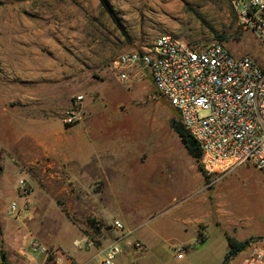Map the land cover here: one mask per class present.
Instances as JSON below:
<instances>
[{
	"label": "rangeland",
	"instance_id": "obj_1",
	"mask_svg": "<svg viewBox=\"0 0 264 264\" xmlns=\"http://www.w3.org/2000/svg\"><path fill=\"white\" fill-rule=\"evenodd\" d=\"M105 2L117 23L99 0H0V87L14 74L20 53L50 56L52 63L60 66L57 71L60 90L74 92L75 98L83 97L81 106L78 103L83 118L78 129L83 130L87 124L90 148L105 150V158L117 170L116 174H107L111 185L113 180L123 184V188L107 189L108 179L104 178L93 180L88 188L81 189L64 179L44 182L37 174L31 184L27 174L15 169L18 150L15 133L10 134L5 124L3 129L8 139H5L1 173L2 201L9 205L18 180L25 179L32 192L45 191L50 202L52 199L57 202L54 205L57 213L53 209L49 211L40 220V228L36 222L22 226L17 220L14 224L20 228L18 231L11 228L4 232H29L31 228L45 238L50 237V232H62L64 244L76 237L74 230L92 232L88 240L94 247L78 250L72 247L73 243L69 246L72 247L69 253L78 255L86 264H100L101 258L95 255L97 241L102 236L97 232L115 235L135 232L128 238L130 243L141 236L145 239V250L126 248L125 242L119 243L123 252L116 258L117 264L121 261L122 264H238L242 255L237 254L224 263L227 250L217 252L219 241L225 240L218 225L208 222L206 239L201 243L190 233H183L191 230L186 231L182 222L197 213L196 208L186 203L200 200V195L185 199L189 191L184 178L196 183L203 177L197 162L171 127L172 120L178 121V114L155 92L146 71L121 82L110 65L117 56L148 48L166 34L197 49L221 43L234 57L249 55L260 67H264V45L251 30L238 24L229 0ZM216 36L227 41L220 42ZM163 141L166 146L160 145ZM162 149L166 151V159L160 157ZM210 180L209 191L201 197V204H197L200 214L208 213L212 220L235 215L241 231L252 230L258 224L264 226V170L245 164ZM203 184L207 185L204 181ZM55 189L57 195L51 196ZM132 192H143L145 196L139 200L145 204L135 206L134 215L130 214L129 205L119 204L126 203ZM165 197V209L161 205L154 207ZM226 202L229 207H225ZM31 207L30 204L28 210ZM101 207L106 217L94 213ZM114 219H119L123 231L113 227ZM90 221L95 222L94 227ZM199 230L204 231V226ZM154 232H165V236H156ZM28 241L26 237L17 240L13 237L9 238L8 246L11 252L24 258ZM181 242L185 243L181 245ZM32 261L26 260L30 264Z\"/></svg>",
	"mask_w": 264,
	"mask_h": 264
},
{
	"label": "built area",
	"instance_id": "obj_2",
	"mask_svg": "<svg viewBox=\"0 0 264 264\" xmlns=\"http://www.w3.org/2000/svg\"><path fill=\"white\" fill-rule=\"evenodd\" d=\"M229 2L238 24L251 30L264 45V0ZM110 67L121 82L147 72L155 92L176 111L184 130L197 142L198 164L205 176H223L245 164L264 170V67L249 55L236 58L221 43L193 48L166 34L148 48L117 56ZM82 99L77 96L66 112V126L82 119L78 105ZM17 191L22 204L12 201L6 209L9 217L17 218L30 206L31 187L25 179L18 180ZM113 227L123 230L119 221H114ZM75 246L86 250L94 244L77 242ZM127 246L144 249L136 241ZM122 250L117 242L100 244V264H117ZM44 251L31 240L26 253ZM240 253L238 264H264V246L249 245Z\"/></svg>",
	"mask_w": 264,
	"mask_h": 264
},
{
	"label": "crops",
	"instance_id": "obj_3",
	"mask_svg": "<svg viewBox=\"0 0 264 264\" xmlns=\"http://www.w3.org/2000/svg\"><path fill=\"white\" fill-rule=\"evenodd\" d=\"M47 57L41 58L38 54L20 53L15 64L16 67H14V74H11L10 78L4 81L2 87H0V166L3 169L4 156L6 155L4 149L5 139H8L7 131L3 129V126L7 124L10 128V134L15 133L14 139L18 147L14 158L15 169L18 172L27 174L31 180V184L34 180V174H37L40 180L44 182L52 183L55 180L64 179L71 182L77 188H88L91 181L104 178L108 179L107 174L109 172L116 174L117 170L114 171L115 166L113 162L105 158V150L96 148L92 150L90 148V130L87 124H84L85 127L83 130L81 128L78 129L80 127L78 125L81 124L80 122H82L83 118L73 126H66L64 124L63 119L66 112L75 104L74 92H69L68 90L62 92L60 90V78L57 72L60 66L56 62L53 64L50 56ZM71 77H74L73 73ZM81 101L79 102L80 106ZM160 145L166 146V141H163ZM165 149L164 151L163 149L161 150L160 157L166 159ZM1 173L0 242L2 245L0 246V256L2 257L3 255L7 264H30L31 262H26L28 259H34L32 261L33 264H45L49 257L53 264H86L78 255L75 256L73 253H69V249H72V247L76 248L75 244L77 242H89L88 234L92 232H77L78 230H74L76 237L71 241L67 240L66 244L63 243L64 234L62 232H56L55 234H53L54 232H50V237L47 236V238L40 232H33L31 228H28L29 232H4L6 229L11 228L18 231L20 228L14 224V221L17 220L20 221L22 226L36 222V225L40 228V220L45 218V215L49 211L55 210L57 213L56 208H54L57 202H54L53 199L50 202L45 191L41 192L39 189H36L33 192L31 191L28 198V202L32 206L30 210L22 212L17 218L7 216L6 209L9 205H5L2 201ZM202 177L200 175L199 179H202ZM184 179L185 188L189 191V195L185 199H191L200 195V200L199 202L186 203L187 206L196 208L197 213L182 222V227L186 231L191 230V232L183 233H190L191 236L196 238L197 242H199L198 236L201 233V237L205 241L206 235L204 232L208 222H210L218 225L221 231H225L229 236L238 241L255 238L250 245L264 246L263 225L258 224L252 230L241 231L238 230L239 224L235 223V215L230 218H217L212 220L208 213L206 215L200 214V209L197 204H201V197L206 195L210 189V185H204V179L198 180L196 183L188 182L186 178ZM112 182L113 185H111L108 179L107 189L123 188V184L120 181L113 180ZM17 192V188L11 192L10 196L13 197L11 202L16 201L21 205L22 202L17 201L20 200ZM136 192H132L128 196L126 203H119L120 205H129L130 214L133 215L136 214L135 206L140 207L141 204H145L139 203L141 197H145L143 192ZM57 193L58 190L55 189L54 193L50 195L56 196ZM83 196L85 197V194ZM164 201L166 202V197L161 202L158 200L154 207L161 205V209H165L166 204H163ZM152 202L151 204L155 203L153 200ZM229 206L228 202H226L225 207ZM82 207H85L84 203H82ZM154 207H151L152 211L155 210ZM160 207L157 209H160ZM94 213L100 217H106L103 207H101L100 211ZM114 220L118 221L119 219ZM124 224L130 228L127 222H124ZM200 226H204V231L201 232L199 230ZM98 233L102 237L101 240L97 241L98 249L95 255L97 257H100L98 256L100 244L103 246L108 242H117L118 244L125 242L126 248H133L127 246V244L130 243L128 238L135 232H120L121 235L120 233L115 235L114 232ZM154 233L156 236L157 234L159 236H165V232ZM13 237H16V240L17 238L22 239L26 237L29 240L28 244L31 240H35L45 251L39 252L36 258H32L33 255H27V253V257L24 256L22 258L17 253L10 251L8 240ZM135 241L143 245V250L146 249V241L142 236L135 239ZM72 243V247H69ZM184 243L181 242L180 244L183 245ZM218 244L217 252L223 250H227L228 252L229 247L226 238L225 240H220ZM120 264H122V261Z\"/></svg>",
	"mask_w": 264,
	"mask_h": 264
},
{
	"label": "trees",
	"instance_id": "obj_4",
	"mask_svg": "<svg viewBox=\"0 0 264 264\" xmlns=\"http://www.w3.org/2000/svg\"><path fill=\"white\" fill-rule=\"evenodd\" d=\"M101 6L104 8V10L106 11V13L110 16V18L112 19V21L114 23H117V20L115 18V16L112 14L111 10L109 9L107 3L105 2V0H99ZM216 38H218V40L220 42L222 41H227L223 36H216ZM171 127L173 129V131L178 135V137L180 138L181 143L184 145V147L186 148L188 154L197 162L198 164V160L200 158V150L198 148H194V149H190L187 146V141L190 138V135L188 134L187 131L184 130V128L182 127V125L179 122V117H178V121L177 120H172L171 122ZM198 168L200 173L203 176L204 182L205 184H209L211 182L210 178L208 176H205L203 174L202 169L200 168L199 164H198ZM90 225L91 227L95 226V222L94 221H90ZM95 229L97 231H99V227H95ZM224 232V236L228 242V252L225 256V262H227L231 257L239 254L240 252L244 251L254 240L255 238H248L244 241H238L236 239H234L233 237L229 236L225 231ZM98 233V232H97ZM198 241L201 243L204 240L201 237V233L198 236ZM0 264H7V262L5 261V258L1 257V262ZM45 264H53L51 263V258L49 257L47 262Z\"/></svg>",
	"mask_w": 264,
	"mask_h": 264
},
{
	"label": "water",
	"instance_id": "obj_5",
	"mask_svg": "<svg viewBox=\"0 0 264 264\" xmlns=\"http://www.w3.org/2000/svg\"><path fill=\"white\" fill-rule=\"evenodd\" d=\"M186 147H188L190 149H194V148H198V144L193 138L190 137L188 139V141H187V146ZM1 171H2V168L0 166V173H1Z\"/></svg>",
	"mask_w": 264,
	"mask_h": 264
}]
</instances>
